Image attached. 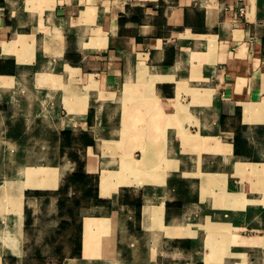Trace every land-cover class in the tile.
Returning <instances> with one entry per match:
<instances>
[{
    "label": "crops",
    "instance_id": "0c3cea01",
    "mask_svg": "<svg viewBox=\"0 0 264 264\" xmlns=\"http://www.w3.org/2000/svg\"><path fill=\"white\" fill-rule=\"evenodd\" d=\"M61 221L60 264H264V0H0V264Z\"/></svg>",
    "mask_w": 264,
    "mask_h": 264
},
{
    "label": "rangeland",
    "instance_id": "374dc122",
    "mask_svg": "<svg viewBox=\"0 0 264 264\" xmlns=\"http://www.w3.org/2000/svg\"><path fill=\"white\" fill-rule=\"evenodd\" d=\"M87 224L93 226L95 224V221L89 219V220H87ZM105 227H109V223L106 222ZM85 228L91 230V227H89L88 225H85ZM87 236L90 237L89 235H87ZM103 240H105V239H103ZM67 241L68 240L64 237L63 238H57V239H50V240H45V239L37 240L38 243H41L40 248L45 253L28 256L26 264H60V261L64 256H66V257L69 256V253L66 254V251H68V249H69V242H67ZM106 242L110 243V239L106 240ZM56 244L58 246L62 247V251H64L63 255H51V254H49V252H52L55 250ZM90 245L91 246L89 247V249H87V247H86V252L84 255L85 258H89L92 255H101L104 257H108L107 256L108 254L106 253L108 247L103 245V242L101 243V246H99V243L97 246L96 245L94 246L92 244L91 239H90ZM94 247L97 248L95 253L93 252ZM89 251H90V253H89ZM109 262L114 264L113 261H109Z\"/></svg>",
    "mask_w": 264,
    "mask_h": 264
},
{
    "label": "trees",
    "instance_id": "16d2710c",
    "mask_svg": "<svg viewBox=\"0 0 264 264\" xmlns=\"http://www.w3.org/2000/svg\"><path fill=\"white\" fill-rule=\"evenodd\" d=\"M82 171L80 170L77 173H72L68 176V181L75 184V183H79L80 185L83 183L85 185V179L82 178L81 176ZM72 206H67L68 204V200L66 199V197L62 198L59 197L58 199V208L59 211L63 210L64 212L68 213L69 215H73L74 210H77L76 208H78L79 206V199H72ZM58 231L60 232L62 231H68L71 230L72 231V235L69 236L68 238H66L69 242V256H79L80 255V251H81V236H80V224L79 223H68L65 221H61L58 224ZM58 234V233H57ZM55 251L57 252L56 255H63V253H60L62 251V247L58 246L56 244L55 247ZM63 257V256H62ZM65 257V256H64Z\"/></svg>",
    "mask_w": 264,
    "mask_h": 264
},
{
    "label": "bare ground",
    "instance_id": "6f19581e",
    "mask_svg": "<svg viewBox=\"0 0 264 264\" xmlns=\"http://www.w3.org/2000/svg\"><path fill=\"white\" fill-rule=\"evenodd\" d=\"M106 225V222L104 223V225L103 226H105ZM91 245H90V237H86V247H87V249H89V247H90ZM106 246V245H105ZM105 250V249H104Z\"/></svg>",
    "mask_w": 264,
    "mask_h": 264
}]
</instances>
